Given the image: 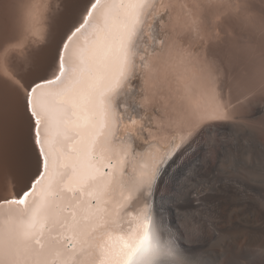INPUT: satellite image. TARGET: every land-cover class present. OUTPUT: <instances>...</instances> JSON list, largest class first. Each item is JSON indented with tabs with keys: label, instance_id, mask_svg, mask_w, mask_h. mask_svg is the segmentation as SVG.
Here are the masks:
<instances>
[{
	"label": "bare ground",
	"instance_id": "6f19581e",
	"mask_svg": "<svg viewBox=\"0 0 264 264\" xmlns=\"http://www.w3.org/2000/svg\"><path fill=\"white\" fill-rule=\"evenodd\" d=\"M101 2L124 3V8L115 16V31L123 37L120 52L123 78L117 73L118 85L105 89L101 99L106 101V108L99 118V126L94 131L73 127L67 133L68 139L58 146L53 172L62 174L59 197L49 201L44 214L32 223L23 217L13 218L14 227L33 233L41 241L36 245L37 249L41 246L47 249L53 240H59L65 246L71 242L79 252L82 240L107 225L111 228L103 241L117 247L123 245L127 235H135L138 225L134 217L121 220L117 215V207L127 195L129 183L128 177L121 176V168L135 163L139 173V156L162 154L174 137L179 142L186 134L182 129L211 122L233 126V121L218 117H228L240 105L230 107L232 101L224 100L222 76H219L221 79L217 77L214 67L212 69L205 61V52L201 58L192 45H185V40L200 42L210 37L212 42L218 40L220 47L227 42L226 35L228 42L223 44V61L229 70L233 92L243 105L249 103V90L255 88L257 82H264V54L255 48L249 49L247 13V16H239V13L236 16L243 25L242 31L225 34L217 29L211 37L196 29L198 19L186 0ZM238 6L240 4L236 2L234 8L238 9ZM88 8V0H0V43H9L17 53L12 61L0 59V107L6 109L9 117L6 124H0L2 195L11 197L14 191L23 188L32 170L18 134V115L23 111V99L28 94L26 83L37 68L42 72L48 65H53L49 75L57 72L58 47L70 27L81 22L87 24ZM188 23L192 30L183 32V26ZM162 26L169 28L163 31ZM92 31L93 27H89L87 34ZM258 42L262 43L260 39ZM137 81L139 84L135 83ZM41 94V89H37L36 95ZM250 114L259 116L264 123L263 98L256 100ZM60 119L62 125L76 120L71 106L65 107ZM82 136L83 143H78ZM74 146L87 153L77 165L68 159L75 155ZM80 175L95 176L96 181L82 189L74 181ZM170 183L171 177L165 176L157 185L153 231L170 253L165 264H192L184 256L187 243L183 229L178 221L166 214L165 207L174 204L177 194L169 190ZM36 187L39 189L40 186ZM133 195L138 203L144 202L142 192L134 191ZM229 211L223 212L222 217L227 218L231 247L238 250L250 242L257 248L260 240L256 238L257 234L249 233L248 226ZM3 219V209H0V227ZM261 256L258 264H264V255ZM81 259L83 264H92L94 260L99 264L102 257L97 250Z\"/></svg>",
	"mask_w": 264,
	"mask_h": 264
},
{
	"label": "snow or ice",
	"instance_id": "6c2138e0",
	"mask_svg": "<svg viewBox=\"0 0 264 264\" xmlns=\"http://www.w3.org/2000/svg\"><path fill=\"white\" fill-rule=\"evenodd\" d=\"M88 4L87 24L70 27L58 47L57 72L49 75L53 65L42 72L37 68L26 83L28 94L18 115V134L32 170L23 188L11 197L0 194L4 218L0 227V264H83L81 258L97 250L102 257L99 264H165L170 253L153 231L154 194L165 176L171 177L169 190L186 202L194 224L213 227L218 220L215 209L222 201L231 203L233 215L244 212L249 204L264 210V148L255 151L232 132L231 124L211 122L182 129L186 134L179 142L174 137L162 154H141L139 173L135 163L121 168V176L128 177L129 183L117 215L121 220L134 217L138 225L134 236L125 234L123 245L103 241L111 228L107 225L82 240L79 252L75 245L65 246L59 240H53L47 249H37L41 241L36 235L13 226L14 217L32 223L44 214L49 201L59 197L62 174L53 172L58 146L68 139L67 133L73 127L94 131L99 126L106 108L101 97L105 89L118 85L117 73L123 78V37L115 31V16L124 3L88 0ZM89 27H93L90 35ZM16 55L9 43H0V59L8 62ZM37 89L42 91L39 96ZM66 106H71L76 120L62 125L60 113ZM8 120L6 109L0 107V124ZM83 139L82 136L78 143ZM73 152L75 155L68 157L73 165L87 154L78 146L73 147ZM74 181L84 189L95 183L96 177L80 175ZM134 191L143 193V203L137 202ZM260 253L264 255V247Z\"/></svg>",
	"mask_w": 264,
	"mask_h": 264
},
{
	"label": "rangeland",
	"instance_id": "374dc122",
	"mask_svg": "<svg viewBox=\"0 0 264 264\" xmlns=\"http://www.w3.org/2000/svg\"><path fill=\"white\" fill-rule=\"evenodd\" d=\"M236 2L240 4L238 9L237 7L234 8ZM186 3L191 6L193 14H196V18L198 19L196 29L202 30L204 34L209 33L210 36L213 35L211 33H214L217 29L223 30L225 34L228 32L242 31L244 28L243 25L241 26L239 24L240 21H238L237 15L238 13L239 16H243L244 14V16H247V14H249V49L255 48V50L257 49L256 51L259 50L261 54H264V0H186ZM192 5H195V7ZM235 11L237 14H235ZM191 27L192 26L188 23L183 26L182 31L187 33V31H190L189 29H191ZM168 28V26H162L163 31ZM194 29L195 28H193V30ZM209 34H207L208 37ZM258 37H262L263 40ZM225 38L227 39L226 35L224 39ZM226 39L225 41L228 42V39ZM259 39L262 43L258 42ZM189 41L190 40H185V45H192V47L196 49V54H199L201 58H204L202 56H204L205 52V61H207L212 69L214 67L213 70L216 72L217 77L220 75L222 76L220 77L224 83L221 92H223L224 100L227 102L232 101L230 107L242 105V107L237 106L234 108V111L230 113L228 117H218V119L233 121L234 128L232 126V132L245 140L255 151L259 152L264 148V123L258 118L259 116L250 113L256 105V100L259 98L264 99V82H257L254 85L255 88L249 90V103L243 105L244 103H240L241 99L238 101L235 92H233V87L229 82V70H227V67L224 65L223 60L225 58L223 59L222 49L223 44L227 42L223 40L225 43H222L223 41H221L222 47H219L220 44L217 42L218 40L212 42L210 37L208 40L201 39L200 42H195L193 40L194 42L190 41V43ZM210 45H212V47ZM197 46L199 50H197ZM261 46L262 48H260ZM225 70H227V72H225ZM135 83L139 84V81ZM236 101L239 104H236ZM157 104H159L158 100ZM175 197L176 199L171 207L165 205L166 214L169 215L171 219L173 218V220L178 221V224L183 229L186 238L185 243H187V251H185L186 254L184 256H186L192 264H258L257 262H259L262 257L260 250L264 247V210H260L256 208L255 205L249 204L244 212L234 215V218H237L238 221L248 226L249 233L257 234L256 238L260 239L259 242H257V248H255V245L248 242L240 249L235 250L231 247L230 237L228 235L230 230L226 223L227 218L225 219L222 217L223 212H230L229 210H231L232 207L230 202L222 201L220 206L215 209L218 220L213 227L209 228L203 224H194L191 216L188 215L186 202L179 198L177 194L174 195V198ZM253 214H257V216L255 215L254 217ZM261 234H263V237Z\"/></svg>",
	"mask_w": 264,
	"mask_h": 264
},
{
	"label": "water",
	"instance_id": "95a60500",
	"mask_svg": "<svg viewBox=\"0 0 264 264\" xmlns=\"http://www.w3.org/2000/svg\"><path fill=\"white\" fill-rule=\"evenodd\" d=\"M104 170H105V172L108 170V166H106L105 168H104ZM93 202V201H92ZM71 244V242H69L68 243V245H70Z\"/></svg>",
	"mask_w": 264,
	"mask_h": 264
}]
</instances>
